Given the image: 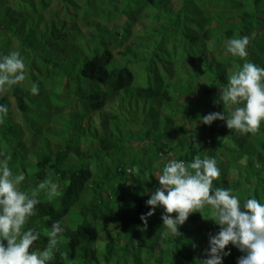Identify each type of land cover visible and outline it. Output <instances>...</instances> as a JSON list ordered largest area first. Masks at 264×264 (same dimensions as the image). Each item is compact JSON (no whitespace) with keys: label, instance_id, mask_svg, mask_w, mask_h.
<instances>
[{"label":"trees","instance_id":"trees-1","mask_svg":"<svg viewBox=\"0 0 264 264\" xmlns=\"http://www.w3.org/2000/svg\"><path fill=\"white\" fill-rule=\"evenodd\" d=\"M19 1L0 0V16L9 3ZM171 1L86 0L81 17L69 8L72 21L65 26L49 16L55 14L53 3L61 1L39 0L43 11L35 32L41 36L35 47L40 50L53 39V56L39 51L27 58L29 45L20 35L13 41L8 34V39L0 36V57L18 52L25 64V80L6 85L4 92L28 131H34L29 147L9 112L2 117L0 166L6 162L13 176L25 175L18 187L29 196L45 180L58 185L60 195L51 199L47 190L38 192L34 215L22 229L39 234L30 251L42 252L53 224L60 223L64 231L48 264H152L149 259L153 264H199L205 259L210 234L220 230L213 220L201 219L210 218V205L179 226L182 236L163 226V206L156 207L146 226L140 219L151 210L146 201L160 187L159 177L172 159L189 164L196 156L214 158L221 175L213 189H231L241 205L249 198L264 204V121L258 131L242 133L228 129L225 121L206 125L201 120L212 112H230L232 106L224 108L215 101L244 63L264 68V29L252 21L254 13L262 18L264 0H179L175 8L168 6ZM90 21L85 31L77 28ZM0 32L6 34L1 22ZM244 36L249 38L247 55L233 56L228 41ZM116 47L120 50L115 54ZM181 50L188 56V67L178 60ZM134 74L147 76L149 85L131 93ZM33 85L38 94L32 93ZM170 91L186 101L176 121L182 122L181 137L158 144L141 133L147 125L144 118L127 122L125 117L139 108L169 104ZM6 99L0 95V104L8 107ZM242 106L244 102L235 107ZM106 108L111 113L101 116ZM186 122L193 124L189 136ZM141 135L146 143L138 140ZM225 142L232 147L221 144ZM149 151L154 152L151 160L145 158ZM159 159L163 163H155L159 174L154 178L153 163ZM231 172L234 179L228 178ZM99 242L104 246L101 253ZM225 251L231 254L222 264H237L244 255L231 244Z\"/></svg>","mask_w":264,"mask_h":264},{"label":"clouds","instance_id":"clouds-1","mask_svg":"<svg viewBox=\"0 0 264 264\" xmlns=\"http://www.w3.org/2000/svg\"><path fill=\"white\" fill-rule=\"evenodd\" d=\"M248 44L249 38L244 36L230 39L227 47L233 56L245 57ZM24 80L25 64L18 52L0 57V93L5 91L6 85H16ZM31 91L38 94V86L33 85ZM242 102L244 106L235 107ZM215 103H223L224 108L232 106L230 112L209 113L201 118L202 123L211 125L221 120L230 130L242 133L258 131L261 121H264V68L251 62L244 63L229 77L228 88L221 92ZM7 113V105L0 104V123ZM220 175L214 158L196 156L189 164L172 159L159 177L160 187L146 201L151 210L141 215L140 219L146 226L156 207L163 206V226L173 235L182 236L179 226L187 221L191 213L200 212L205 205H210L209 219L218 224L220 230L215 235L210 234L206 258L198 260L199 264H222L223 258L231 254L225 251L229 244L244 253L237 264H264V204L249 198L241 205L231 189H213V181L218 180ZM24 180L22 173L13 176L6 162L0 166V264H48L53 259L52 250L58 244L57 237L64 231L59 222L54 223L48 233V247L42 252L30 251L39 234L31 228L22 229L27 218L34 215L39 203L36 199L38 192L47 190L49 199L60 193L58 185L49 179L41 182L29 196L18 187ZM172 213L178 215L173 218ZM163 235L167 236L168 232Z\"/></svg>","mask_w":264,"mask_h":264},{"label":"rangeland","instance_id":"rangeland-1","mask_svg":"<svg viewBox=\"0 0 264 264\" xmlns=\"http://www.w3.org/2000/svg\"><path fill=\"white\" fill-rule=\"evenodd\" d=\"M61 4L55 2L52 5V10L51 11H55L54 13H50L49 16H53V18L55 20H61L63 22V24H66L65 26H68L69 22L72 21L71 16H68L67 11L70 9H72L71 11L74 12L75 11V15L81 17L82 15H84L83 13L85 12L84 10H81L80 7L83 5V3L86 0H60ZM3 2V1H2ZM9 6L3 8V12L2 15L0 16V22H1V26L4 28L5 33H1L3 37V39H8L7 38V34L8 36H10V40L13 41L15 39V35H20L18 36L21 41L26 44L29 45V47L27 48V52L28 55L27 58H33L34 54H39V51L43 52L42 55H52L51 50L49 49L52 48L55 43L54 40L52 41L51 38V42L49 45H42L43 48L40 50H37L35 47L37 45V43H39V41L37 40L38 37L41 36V34L35 32L36 28V21H38L40 14L42 13V5L39 3V0L37 3H33V0H23V2L19 3H9ZM179 5V0H173L170 2V4L168 6H171L172 8H175L176 6ZM262 10L261 12V17L259 18L258 14L259 13H254V19L253 24H260L261 28L264 29V4L261 5L260 7ZM252 9V8H251ZM255 11V9H253ZM251 12V11H250ZM74 15V16H75ZM75 16V17H76ZM74 17V18H75ZM78 17V20H79ZM77 18V17H76ZM92 22H86L84 24L79 23L77 25V28L81 31H85L87 29V26H89ZM62 24V26H63ZM64 30H66L63 27ZM138 31V28H134L133 29V34H136ZM75 34V33H73ZM43 42V41H42ZM41 42V43H42ZM31 45V46H30ZM15 48H17L16 45H14ZM35 48V49H33ZM17 50V49H16ZM120 50V47H116L115 49H113V53L116 54L117 51ZM181 55H179V62L182 63V65L186 64V67L189 66V59L188 56L186 55L185 52H183L182 50L180 51ZM37 54V55H38ZM258 55V54H257ZM53 56V55H52ZM64 55L61 54V58ZM173 57V55L171 56V58ZM177 57V58H178ZM60 58V59H61ZM179 63V66H180ZM163 75H165L163 73ZM135 79L133 82V85L130 88V92L134 93V91L136 90V88H140V87H146L149 85V81H148V77L147 76H140V75H136L134 74ZM151 80V79H150ZM171 94V98L172 101L169 104L163 103V105H153V108H149V106H146V110H143V108H139L136 109L134 112H129L128 115L125 117L129 122L130 120H135L137 118H144L147 121V125L145 127V129L143 128V132H141L145 137L149 136L150 139L152 140H156L158 144L160 143H165L169 138H173V142H177V138L181 137V133H179L181 131V127H182V122H176L179 121V115L178 113H180L178 110H184L185 109V102L186 101H180L179 100V95H175L173 94L172 91H170ZM188 92V91H185ZM1 96H5L6 95V100L8 101V112L10 115V118L12 120L13 123L17 124V126L20 127V129L18 130L19 133L22 135V140L24 141V143L27 146H31V144L33 143L32 141L34 140V136L31 134V131L29 132L28 129L25 127L24 121L21 117V115L17 112L13 99L9 96L8 93L6 92H2L0 94ZM127 97L131 98V95L128 94ZM179 100V101H177ZM132 104L134 105V100L132 99ZM127 106V103H126ZM140 106H142V103H140ZM176 111V112H175ZM110 110L109 109H104V114H102L100 112L101 116L107 117L108 114H110ZM97 118V116H96ZM124 118V119H125ZM98 119V118H97ZM156 121V122H154ZM185 123V122H184ZM95 126H97L96 124H98V122H93L92 123ZM154 124H156L154 126ZM193 124H191V122H186V125L184 126V132H188L189 134L187 136L190 135V133L193 131ZM98 128H100V126H97ZM110 128L114 127L112 125H109ZM178 128V129H176ZM183 131V130H182ZM34 132V131H32ZM144 136L141 135V139H138L144 143L147 142V139L144 138ZM45 137L47 138H52V135H47L45 134ZM221 144H226V146L232 147V145L230 143H221ZM174 144H172V142L169 143V146H173ZM32 151H34L32 149ZM127 152H129V150H127ZM153 151H149L148 155L145 157L146 159H153ZM159 163L162 164L163 163V159H159L156 160L153 164V177L154 178H158V174H159V170L157 167V164L155 163ZM134 172H136V168H134ZM228 178L230 179H234L235 178V173L231 172L230 175L228 176ZM204 222L210 223L212 220L209 219V217H205L202 216L201 218ZM194 228V227H193ZM192 228V230H193ZM103 244L99 242V244L97 245V250L99 253H101L102 249H103ZM130 262V261H129ZM147 262H150L153 264L152 260L149 259L147 260ZM131 263V262H130ZM128 263V264H130ZM148 264V263H145Z\"/></svg>","mask_w":264,"mask_h":264}]
</instances>
